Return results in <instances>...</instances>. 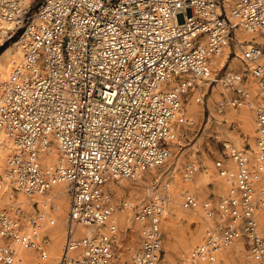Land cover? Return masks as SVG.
<instances>
[{"label":"built area","instance_id":"obj_1","mask_svg":"<svg viewBox=\"0 0 264 264\" xmlns=\"http://www.w3.org/2000/svg\"><path fill=\"white\" fill-rule=\"evenodd\" d=\"M236 26L259 40H239ZM12 40L20 58L0 77V129L11 146L0 173V264H47L46 209L33 198L61 183L68 206L55 264H111L121 214L137 230L129 264H217L221 254L229 264H264V0H0V48ZM227 48L225 67L237 56L242 68L219 75ZM215 86L213 110L248 109L252 133L240 143L215 135L224 185L216 195L190 187L202 168L191 154L179 203L202 230L170 261L167 186L119 198L113 185L164 165L181 146L189 93L204 103Z\"/></svg>","mask_w":264,"mask_h":264},{"label":"rangeland","instance_id":"obj_2","mask_svg":"<svg viewBox=\"0 0 264 264\" xmlns=\"http://www.w3.org/2000/svg\"><path fill=\"white\" fill-rule=\"evenodd\" d=\"M230 62L229 63L231 65L229 66L231 68H234L236 66H238V69L242 68V66L238 64V59L236 57H234L233 59L231 58ZM226 68L227 67L222 68L218 74H223ZM203 90H205V88H203ZM220 92V86H215L213 91H208V93L205 94L204 103H201V106H198L197 110L193 111L190 114H185V108L188 106V103H192L190 97L195 93L197 94L198 90L196 89L194 92L189 93L190 95H188L187 100L184 101V110L182 115H185V119H189V121L192 120L194 121V123L188 126L187 122L185 121L186 123H183V125L180 127L179 141L181 142V146L173 145L174 152L171 153V156L169 157L167 162L160 167L153 168L150 171L144 173L141 178L142 181H138L139 179H128L122 181V183L118 187L119 198L130 197L133 193L139 195L140 198H148V195H145L146 188L151 187L153 191L158 190L160 192H165V184L167 182H171V188L167 186L170 196L169 198L171 200L173 198L172 194L173 192H175V196L179 200L178 194L182 187L181 174L184 165L190 159L191 154H195L202 165V168H200L201 171L196 174L193 181L196 182L199 176H204L207 179L206 183L203 182L198 189H194L195 192H197L201 197H204L207 194L216 195L220 193V186L215 181V178L216 176L218 177V175L213 167V158L214 156L219 155L220 148L219 144L215 140V135H220L224 131H228L230 137L237 143H240L241 137L243 135H248V130L250 129V127H247L246 121L244 119L243 121L237 122V119H239L237 118L239 111L227 110L223 114H216L215 110H213L212 108L214 103L213 100L220 98ZM207 99L210 107V112L205 104ZM221 119H225L226 122L222 123L220 121ZM214 120L221 123L216 124ZM232 120L236 121L237 124L232 128H227L228 124H230ZM47 200L48 207L46 212L45 227L47 226L48 219L50 218H52V220H56L57 218H59L62 224V230L58 231L59 233L55 232V235L56 233L58 234L55 236V238H50V234L53 233L52 228L45 229L42 232L46 247L48 250H50V248L54 246L57 240L60 241L61 247L63 246L64 227L67 218L68 195L65 192V195L60 198L58 206H56L55 201L50 197H47ZM170 200L164 214L162 232L165 255L168 260L173 261L181 257L184 253L188 252L191 245L199 240L200 235L195 242L192 238L197 233L196 231L200 225V219L197 217L190 218V214L192 212L190 210L183 209L180 204L175 205L177 208V212H172L173 205L172 201ZM121 223L122 232H120L119 236L120 249L111 264H129L130 251L137 240V230L131 219L129 220L128 217L124 215V219ZM85 228H87V230L90 229V227ZM187 240L188 242H186ZM184 243L187 247L184 245ZM24 254L34 255V252L25 251Z\"/></svg>","mask_w":264,"mask_h":264},{"label":"bare ground","instance_id":"obj_3","mask_svg":"<svg viewBox=\"0 0 264 264\" xmlns=\"http://www.w3.org/2000/svg\"><path fill=\"white\" fill-rule=\"evenodd\" d=\"M235 32L237 33L238 35V38L239 40H244V39H251L252 37H255L254 40H259V36L256 34V33H249L245 30H243L241 27H238L236 26L235 27ZM227 53H228V48L226 49L224 55H220L218 58H217V61H219L222 65L221 68H219L220 70L222 68H224L226 65H225V61L227 60L226 57H227ZM20 51H19V48H18V42L16 40H12L9 42V44H7L1 51H0V77L2 78H5L9 72V70L11 69L12 67V64L13 62H16L19 60L20 58ZM19 55V56H18ZM237 56H233L232 59ZM232 61V60H231ZM231 63V62H230ZM229 63V65H231ZM227 66V71H229L231 69L230 66ZM236 66V65H235ZM237 67V66H236ZM220 70H218L216 73H219ZM200 82V85L202 84H205V86L207 85V83H202L201 81H198ZM202 93H195L194 95H192L190 98L192 100V103H188V106L185 108L186 111H185V114L187 113H192L193 111L197 110V107L198 106H201V103H203V100H202V97H201ZM189 98V99H190ZM194 99V100H193ZM210 100V99H209ZM216 100H213V106H216ZM188 108V110H187ZM184 110V109H183ZM228 111H239V114L237 116V118L241 119L243 121V119L246 121V124H247V127H250V129L248 130V133H252V126H253V123H252V117H251V114L249 112L248 109L246 108H242L240 110H228ZM216 114H218L216 112ZM229 115V114H228ZM182 122L179 123V128L183 125V123L185 124L187 122V125L190 126V122L192 120L189 121V119H185V115H182ZM186 121V122H185ZM10 143L5 135V133L0 129V173L3 172L4 168H5V165H6V158L9 154V152L11 151L10 148ZM201 169H199L197 171L200 172ZM196 173V174H197ZM216 175V174H215ZM196 176V175H195ZM195 178V177H194ZM194 180V179H193ZM192 180V182H190V187L192 189H198L199 186L204 182L206 183L207 179L204 177V176H199L198 179L196 180V182H194ZM138 181H142V179H139ZM215 181L218 183V185L220 186V189L219 191H223L224 189V185L222 184V182L219 180V177L216 176L215 178ZM171 182H167L165 185L168 186L169 188H171ZM146 185V184H145ZM119 185L118 184H114L113 185V188L116 189L118 191V188ZM145 195H150L152 193V188L151 187H148L145 189ZM202 190V189H201ZM65 192L67 193V187L65 184L61 183V184H57L55 185L51 190H49L48 192H46L45 194L41 195V196H35L33 198V200L37 203V206L41 207H45L46 209V212H47V207H48V200H47V197H50L52 200L55 201L56 203V206H58V202L60 200V198L65 195ZM50 193V194H49ZM135 194V193H133ZM132 194V195H133ZM131 195V196H132ZM175 192H173L172 194V199L169 200L172 201V212H177V208L175 205H179V200L177 199V197L175 196ZM20 199H25L22 195L19 196ZM50 200V199H49ZM50 207V206H49ZM168 207V206H167ZM184 209V208H183ZM187 210V209H186ZM166 211V210H165ZM171 212V213H172ZM187 212V211H186ZM192 213L190 214V218H199V215H197L196 213H194L193 211H191ZM165 214V213H164ZM185 214V213H184ZM123 215V216H122ZM124 215L126 214H121L120 216V221L122 222L123 219H124ZM185 219V218H184ZM125 221V220H124ZM200 221V220H199ZM169 225H170V220H169ZM61 222L59 220V218H57L56 220H52V218L48 219V223H47V226L43 228V231L45 229H48V228H52L53 229V233L50 234V238H55L56 235H58L56 233L55 235V232H58L61 229ZM202 228V223L200 221V225L199 227L197 228V233L193 236V240L194 242L197 241V238L198 236L200 235L201 233V229ZM79 230H87V228L85 227H78L77 228V231ZM59 233V232H58ZM171 235V234H170ZM172 237V236H171ZM172 240V239H171ZM186 240V239H185ZM173 241V240H172ZM174 242V241H173ZM188 242V240L186 241ZM184 245L186 246V244L184 243ZM189 245V244H188ZM187 247V246H186ZM185 247V249H186ZM49 251V258L45 261V263L47 264H55L57 259L59 258L60 254H61V251H62V247H61V244H60V241L57 240V242L54 244V246L52 248H50ZM220 257L223 259V260H219L217 264H229V261L227 260L226 256H224V254H221ZM240 258H242V255L239 256ZM172 259V258H171ZM241 260V259H240Z\"/></svg>","mask_w":264,"mask_h":264},{"label":"trees","instance_id":"obj_4","mask_svg":"<svg viewBox=\"0 0 264 264\" xmlns=\"http://www.w3.org/2000/svg\"><path fill=\"white\" fill-rule=\"evenodd\" d=\"M3 48H4V47H1V48H0V51H1Z\"/></svg>","mask_w":264,"mask_h":264}]
</instances>
